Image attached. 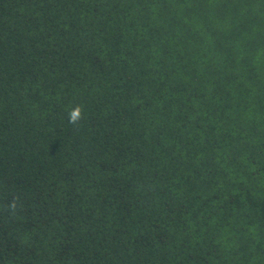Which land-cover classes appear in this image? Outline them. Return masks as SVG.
I'll list each match as a JSON object with an SVG mask.
<instances>
[{
	"label": "trees",
	"instance_id": "obj_1",
	"mask_svg": "<svg viewBox=\"0 0 264 264\" xmlns=\"http://www.w3.org/2000/svg\"><path fill=\"white\" fill-rule=\"evenodd\" d=\"M0 264H264V0H0Z\"/></svg>",
	"mask_w": 264,
	"mask_h": 264
},
{
	"label": "clouds",
	"instance_id": "obj_2",
	"mask_svg": "<svg viewBox=\"0 0 264 264\" xmlns=\"http://www.w3.org/2000/svg\"><path fill=\"white\" fill-rule=\"evenodd\" d=\"M83 119V109L80 106L69 113V123L78 124Z\"/></svg>",
	"mask_w": 264,
	"mask_h": 264
}]
</instances>
